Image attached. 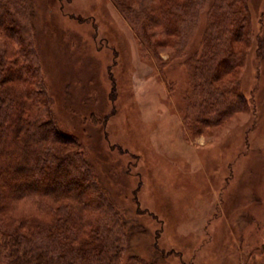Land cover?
Masks as SVG:
<instances>
[{
  "label": "rangeland",
  "instance_id": "rangeland-1",
  "mask_svg": "<svg viewBox=\"0 0 264 264\" xmlns=\"http://www.w3.org/2000/svg\"><path fill=\"white\" fill-rule=\"evenodd\" d=\"M166 1L26 0L49 109L79 142L104 197L126 221L123 264L135 257L154 264H264V0H245L250 35L234 43L242 61L219 81L236 84L243 107L195 129L190 103L198 97L189 65L205 52L212 7L205 2L189 19L183 38L164 34L142 12ZM13 192L9 216L0 214V264L2 220L52 224L34 200Z\"/></svg>",
  "mask_w": 264,
  "mask_h": 264
},
{
  "label": "trees",
  "instance_id": "trees-1",
  "mask_svg": "<svg viewBox=\"0 0 264 264\" xmlns=\"http://www.w3.org/2000/svg\"><path fill=\"white\" fill-rule=\"evenodd\" d=\"M171 1L150 4L142 12L164 34L183 38L190 31L189 19L199 16L210 1L205 52L189 65L198 97L190 103L189 127L220 124L244 104L235 83L219 81L242 61L234 43L247 41L250 35L247 3ZM29 13L26 0H0V214L9 216L6 204L13 190L20 200H34L51 216L52 224L31 223L28 218L12 217L10 224L2 220L5 264H123L126 221L104 197L79 142L53 118L31 45ZM259 46L264 53V37ZM14 81L28 88L7 85ZM86 211L96 217H88ZM127 264L154 263L135 257Z\"/></svg>",
  "mask_w": 264,
  "mask_h": 264
}]
</instances>
